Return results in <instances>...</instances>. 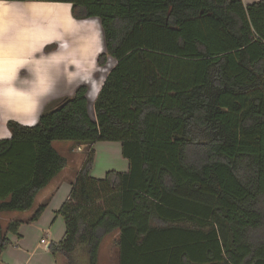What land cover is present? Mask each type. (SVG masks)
I'll return each mask as SVG.
<instances>
[{
  "label": "trees",
  "instance_id": "trees-1",
  "mask_svg": "<svg viewBox=\"0 0 264 264\" xmlns=\"http://www.w3.org/2000/svg\"><path fill=\"white\" fill-rule=\"evenodd\" d=\"M71 5L98 19L108 73L50 102L33 127L0 140V217L34 210L68 165L55 142L88 154L56 213V264H99L117 233L119 264H264V0H0ZM99 143L121 144L129 171L91 176ZM47 206L35 210L37 222ZM23 222L0 218V264Z\"/></svg>",
  "mask_w": 264,
  "mask_h": 264
},
{
  "label": "crops",
  "instance_id": "crops-1",
  "mask_svg": "<svg viewBox=\"0 0 264 264\" xmlns=\"http://www.w3.org/2000/svg\"><path fill=\"white\" fill-rule=\"evenodd\" d=\"M258 1L260 0H243L246 6ZM0 2L7 6L6 10H0V140H7L11 138L7 128L9 121L33 127L50 102L65 98V94H71V91L65 93L57 88L64 80H79L81 77L85 85H89L88 80L94 76L93 62L96 53L93 51V39L89 40V32L85 33L79 24L89 26V22H93L89 30L94 31L95 35L99 24L94 22L95 19L85 22L75 20L69 4V16L61 21L56 17L32 14L29 5L33 3ZM51 29H54V36L46 38L44 43H53L47 42L49 38L57 39L54 41L57 46L55 49H48V45L39 44L33 39L39 37L42 41L45 33ZM62 40L66 46L62 44ZM88 45H92L91 48ZM92 90L93 87L88 93L89 104L101 89L99 87L96 95ZM120 145H104L103 161L106 156L109 163L117 151L120 153ZM97 156L96 154V158ZM98 163L100 162L96 159L95 164ZM116 169L117 172L127 173L129 163L121 159ZM64 171L37 196L33 211L19 214L22 217L18 213L7 214L10 217L7 224L13 221L23 224L19 230L20 237L9 235L12 245L2 255L3 264H56L47 246L51 242L60 243L65 236L64 220L56 213L68 199L77 176L66 178L63 176ZM109 171L103 169L101 174L96 175L95 165L91 176L104 179ZM42 205L47 208L41 218L35 223H28L35 210ZM118 236L117 234V239ZM42 239L46 241L45 244L41 243ZM114 256L119 264L117 247Z\"/></svg>",
  "mask_w": 264,
  "mask_h": 264
},
{
  "label": "rangeland",
  "instance_id": "rangeland-1",
  "mask_svg": "<svg viewBox=\"0 0 264 264\" xmlns=\"http://www.w3.org/2000/svg\"><path fill=\"white\" fill-rule=\"evenodd\" d=\"M87 21V20H86ZM79 22H85V21H79ZM95 23L99 24V29L97 34L95 35L94 31L91 32L89 30V28L91 26H93V22H89V26L88 25H80L81 28H83V31H85V33L89 32L90 38L89 40L93 39V51L94 53H96L94 58V76L92 74L93 77H91L88 80L89 85H87L89 87V90L91 89V87H93V91L94 94H97V91L100 87V89L103 86V82L105 81L108 73L110 72V70L115 66V61L113 59H109L107 64L105 66H100L98 64V57L99 55H101L102 53H104V37H103V31L101 28V24L100 21L98 19L94 20ZM94 23V24H95ZM61 27V26H60ZM62 28V27H61ZM94 28V27H93ZM93 34V36L91 35ZM50 36H54V29L49 30L47 33H45V35L43 36V38L41 39L42 41H40L39 37L38 38H33L36 39V41L40 44L42 43V45H48V49H55L57 46L54 44V41L57 39H53V38H49L47 40V42H53L50 44H46L44 43V41L46 40V38L50 37ZM98 36V37H96ZM39 40V41H38ZM62 44L64 43V40H62ZM66 46V44L64 45ZM89 48H91L92 45H88ZM94 55V54H93ZM77 83H79L77 86H75ZM87 83V84H88ZM85 85V81L83 82L82 78L80 77L79 80L73 78L69 81L64 80L62 82V84L60 83V85H57V88L60 89L61 91L67 93L71 91V94H65L64 97H72L75 93V91L80 87ZM100 85V86H99ZM67 91V92H66ZM90 92V91H89ZM88 92V93H89ZM63 95V94H61ZM92 96V94H91ZM96 96L94 97V99H92V102L89 105L90 108V113L91 116L94 117V102L96 100ZM106 144H113L115 146L120 145L118 143H101L99 146H95L94 149L98 151H96L97 156V161L100 162L96 165V170L97 172L95 173L96 175L101 174L103 169H109L110 171H116V166L120 165V160L124 159L122 156V149H121V145H120V153L117 151L116 154L113 155V158L111 159V161L109 163H107L106 160V156L104 157V161H103V146ZM54 148L58 151V153L65 157L66 160L68 161V165L67 168L65 169L63 176H65L66 178H73L77 175L81 165L84 163V160L87 157L88 154V148L86 147H82V148H78L75 143L73 142H55L54 144ZM116 152V151H115ZM128 162V161H127ZM103 163V164H102ZM19 214H24V213H18ZM20 217H22L23 215H19ZM2 222L4 225L7 224V222L9 221L10 217L8 215H3L2 216ZM117 233L107 237L104 242H103V249L101 250L100 253V258H99V264H118L115 256H114V252H115V247L116 246V242H117ZM80 259L82 261L83 264H88V257H87V253L86 250L83 249L80 252Z\"/></svg>",
  "mask_w": 264,
  "mask_h": 264
},
{
  "label": "bare ground",
  "instance_id": "bare-ground-1",
  "mask_svg": "<svg viewBox=\"0 0 264 264\" xmlns=\"http://www.w3.org/2000/svg\"><path fill=\"white\" fill-rule=\"evenodd\" d=\"M68 6H69L68 4H56V3H33L29 5L32 14L41 15V16L46 15L43 17H56L57 20H61V21L65 20L67 16H69ZM6 8L7 6L4 3L0 2V10L1 11L6 10ZM46 21H48V19Z\"/></svg>",
  "mask_w": 264,
  "mask_h": 264
},
{
  "label": "built area",
  "instance_id": "built-area-1",
  "mask_svg": "<svg viewBox=\"0 0 264 264\" xmlns=\"http://www.w3.org/2000/svg\"><path fill=\"white\" fill-rule=\"evenodd\" d=\"M41 243H42V244H45V243H46V241L42 239Z\"/></svg>",
  "mask_w": 264,
  "mask_h": 264
}]
</instances>
